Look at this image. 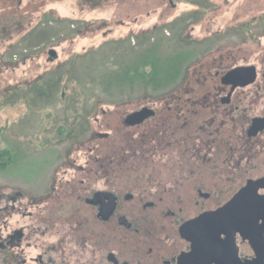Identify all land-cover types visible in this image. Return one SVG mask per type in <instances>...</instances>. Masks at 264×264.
<instances>
[{"label":"flooded vegetation","instance_id":"1","mask_svg":"<svg viewBox=\"0 0 264 264\" xmlns=\"http://www.w3.org/2000/svg\"><path fill=\"white\" fill-rule=\"evenodd\" d=\"M204 40L185 97L193 121L181 96L159 99L166 116L146 103L121 119L148 136L138 146L158 127L171 175L119 176L93 155L103 133L65 143L72 130H60L48 141L65 148L33 188L0 182V264H264V16ZM142 107L154 115L124 123Z\"/></svg>","mask_w":264,"mask_h":264},{"label":"rangeland","instance_id":"2","mask_svg":"<svg viewBox=\"0 0 264 264\" xmlns=\"http://www.w3.org/2000/svg\"><path fill=\"white\" fill-rule=\"evenodd\" d=\"M254 16H264V0H0V182L33 188L65 148L48 138L68 128L65 143L103 133L93 155L117 162L119 176L171 175L161 173L173 150L160 151L158 127L155 145L138 146L148 136L122 115L152 103L166 116L163 97L187 105L205 37Z\"/></svg>","mask_w":264,"mask_h":264},{"label":"water","instance_id":"3","mask_svg":"<svg viewBox=\"0 0 264 264\" xmlns=\"http://www.w3.org/2000/svg\"><path fill=\"white\" fill-rule=\"evenodd\" d=\"M51 56H55V51H50ZM154 110L150 107H142L140 110L130 113L124 119V123L127 125H134L141 123L143 120L154 115Z\"/></svg>","mask_w":264,"mask_h":264},{"label":"trees","instance_id":"4","mask_svg":"<svg viewBox=\"0 0 264 264\" xmlns=\"http://www.w3.org/2000/svg\"><path fill=\"white\" fill-rule=\"evenodd\" d=\"M26 59V58H25ZM7 64V63H6Z\"/></svg>","mask_w":264,"mask_h":264}]
</instances>
